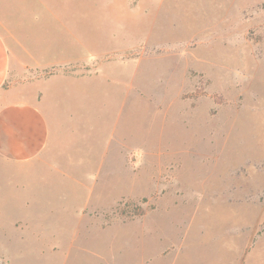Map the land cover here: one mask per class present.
I'll use <instances>...</instances> for the list:
<instances>
[{
    "label": "rangeland",
    "instance_id": "1",
    "mask_svg": "<svg viewBox=\"0 0 264 264\" xmlns=\"http://www.w3.org/2000/svg\"><path fill=\"white\" fill-rule=\"evenodd\" d=\"M63 2L133 41L136 104L113 86L79 167L0 166V264H264V0Z\"/></svg>",
    "mask_w": 264,
    "mask_h": 264
},
{
    "label": "crops",
    "instance_id": "2",
    "mask_svg": "<svg viewBox=\"0 0 264 264\" xmlns=\"http://www.w3.org/2000/svg\"><path fill=\"white\" fill-rule=\"evenodd\" d=\"M95 9L63 0H0V166L37 162L68 170L61 162L66 159L79 167L82 124L104 123L100 114L110 112L114 85L127 89L125 101H132L133 111V41L113 44L109 35L103 40L101 20H87L86 12ZM124 75L130 83L122 81ZM120 136L118 146L106 149L109 166L134 149Z\"/></svg>",
    "mask_w": 264,
    "mask_h": 264
}]
</instances>
